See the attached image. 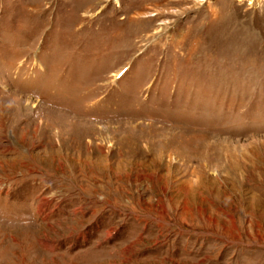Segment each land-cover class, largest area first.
<instances>
[{
    "label": "rangeland",
    "instance_id": "rangeland-1",
    "mask_svg": "<svg viewBox=\"0 0 264 264\" xmlns=\"http://www.w3.org/2000/svg\"><path fill=\"white\" fill-rule=\"evenodd\" d=\"M0 264H264V0H0Z\"/></svg>",
    "mask_w": 264,
    "mask_h": 264
}]
</instances>
